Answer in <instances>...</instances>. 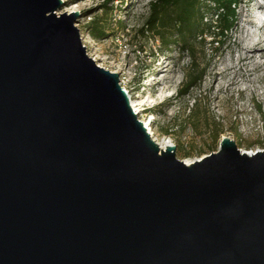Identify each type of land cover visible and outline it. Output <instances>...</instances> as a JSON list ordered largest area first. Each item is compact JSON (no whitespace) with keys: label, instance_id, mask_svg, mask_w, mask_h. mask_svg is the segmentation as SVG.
<instances>
[{"label":"water","instance_id":"water-1","mask_svg":"<svg viewBox=\"0 0 264 264\" xmlns=\"http://www.w3.org/2000/svg\"><path fill=\"white\" fill-rule=\"evenodd\" d=\"M61 0H0V264H264V150H161Z\"/></svg>","mask_w":264,"mask_h":264},{"label":"rangeland","instance_id":"rangeland-1","mask_svg":"<svg viewBox=\"0 0 264 264\" xmlns=\"http://www.w3.org/2000/svg\"><path fill=\"white\" fill-rule=\"evenodd\" d=\"M61 1L57 15L85 11L74 26L82 30L87 56L101 69L118 73L121 88L142 101L137 118L152 121L151 139H169L177 160L197 161L215 153L222 138L245 153L264 150L263 0H238L231 33L219 45L209 40L195 45L193 54L165 48L146 33L143 25L155 0H114L105 8V0ZM253 19L259 25L251 27L248 22ZM118 21L125 29L118 27ZM96 26L104 30L99 39L92 36ZM256 40H261L262 52L242 62L243 47ZM200 73V85L180 96L189 79Z\"/></svg>","mask_w":264,"mask_h":264},{"label":"trees","instance_id":"trees-1","mask_svg":"<svg viewBox=\"0 0 264 264\" xmlns=\"http://www.w3.org/2000/svg\"><path fill=\"white\" fill-rule=\"evenodd\" d=\"M113 1L105 0L102 8ZM238 5V0H155L149 5V16L143 27L165 48L177 47L193 54L194 46H202L207 40L209 44H221V39L235 28ZM117 25L125 29L121 21ZM103 33L104 30L96 26L92 36L99 39ZM201 75L190 78L178 94L185 96L198 87Z\"/></svg>","mask_w":264,"mask_h":264},{"label":"bare ground","instance_id":"bare-ground-1","mask_svg":"<svg viewBox=\"0 0 264 264\" xmlns=\"http://www.w3.org/2000/svg\"><path fill=\"white\" fill-rule=\"evenodd\" d=\"M257 15H258V13H256ZM249 23V25L251 26V27H255V25H259V23L257 22V20L256 19H253V21L251 20V21H249L248 22ZM248 25V24H247ZM249 27V26H248ZM257 29V28H256ZM252 31V30H251ZM256 32V31H255ZM244 33V32H243ZM248 34H249V32H248ZM247 33H246V37H250L249 35H248ZM251 34H253V33H251ZM258 34V33H257ZM256 34V35H257ZM259 35V34H258ZM241 36H242V34H241ZM244 36V35H243ZM253 35H251V37H252ZM245 37V38H246ZM254 37V36H253ZM255 38V37H254ZM247 39V38H246ZM260 41L261 40H256L255 42H253V43H248V44H246L245 45V47H243V54H241L240 55V60L242 61V62H246V61H250V60H252L253 59V57H254V54L255 53H260V52H262V49L261 48H259V45H260ZM264 42V41H263ZM262 42V43H263ZM94 61H95V59H93ZM245 70V69H244ZM214 78L213 79H216L217 78V76L215 75V76H213ZM155 81V79H153L152 80V83ZM233 82V81H232ZM230 83L228 86H227V88L228 87H230V86H232L233 85V83ZM123 88V90L126 92V89L124 88V87H122ZM127 94V96H128V99H129V104H130V107H131V109H132V111L136 114V116H138L141 112H142V110L140 109L141 107H142V105H143V103H142V101H139V100H134V99H132L130 96H129V94L128 93H126ZM143 125H144V127L146 128V131H147V133L149 134V136L151 137V138H153V134H152V130H151V123L149 124V122L150 121H148L147 122V118L146 119H141V118H139L138 119ZM156 142V144L159 146V148L161 149V150H165V148L166 147H168V146H170V145H172V142L168 139H163L161 142H158V141H155ZM249 155L250 154H253V152H250V153H248ZM186 165H190L191 163H193L194 161H183Z\"/></svg>","mask_w":264,"mask_h":264}]
</instances>
